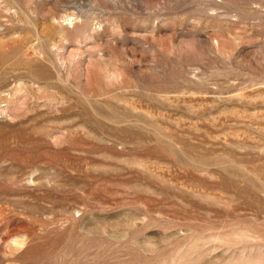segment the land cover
I'll use <instances>...</instances> for the list:
<instances>
[{
    "label": "rangeland",
    "instance_id": "obj_1",
    "mask_svg": "<svg viewBox=\"0 0 264 264\" xmlns=\"http://www.w3.org/2000/svg\"><path fill=\"white\" fill-rule=\"evenodd\" d=\"M0 264H264V0H0Z\"/></svg>",
    "mask_w": 264,
    "mask_h": 264
}]
</instances>
